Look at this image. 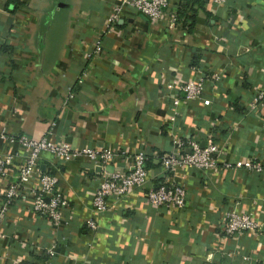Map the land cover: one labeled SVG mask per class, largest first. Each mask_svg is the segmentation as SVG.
Instances as JSON below:
<instances>
[{"label": "crops", "instance_id": "obj_1", "mask_svg": "<svg viewBox=\"0 0 264 264\" xmlns=\"http://www.w3.org/2000/svg\"><path fill=\"white\" fill-rule=\"evenodd\" d=\"M168 1L174 12L183 0ZM116 2L0 0V44H7L0 50V129L108 147L115 153L108 172L129 171L132 153L143 150L146 184L181 185L185 206L153 207L143 189H132L93 214L100 168L86 159L53 168L44 152L38 165L56 175L68 225L52 226L21 193L0 219V264H238L242 255L264 264V226L227 236L223 220L232 208L264 218V107H247L253 90L264 89V0L192 2L193 24L180 17L170 29L130 6L109 21ZM95 40L100 51L87 58ZM202 72L220 75L205 85L209 103H180L173 115L170 95L179 93L162 85ZM175 138L222 147L216 168L162 172L159 158ZM5 148L0 143V153ZM226 160L230 166L222 167ZM247 161L263 166L251 170ZM13 171L0 179V191Z\"/></svg>", "mask_w": 264, "mask_h": 264}, {"label": "built area", "instance_id": "obj_2", "mask_svg": "<svg viewBox=\"0 0 264 264\" xmlns=\"http://www.w3.org/2000/svg\"><path fill=\"white\" fill-rule=\"evenodd\" d=\"M213 6H225V0H207ZM124 6H130L136 12L144 15L151 21L170 29L176 22L174 12L168 11V0H117L112 6L109 21L116 20L123 13ZM167 11V12H166ZM100 51V42L95 40L91 50L85 53L87 58L97 55ZM220 75L213 73L206 77L198 73L187 80H179L177 77L170 79L162 85L167 92H177L179 96L170 95L172 114L177 113V106L180 103L198 102L207 105L209 99L205 96L204 89L209 79L218 80ZM71 97V94L68 95ZM247 107L256 109L264 107V89L258 87L253 90ZM173 115L170 119H173ZM0 143L6 146L0 153V179L7 177L11 169V179L1 189L0 219L4 217L10 203L21 193L30 195V210L48 218L51 225L58 227L68 225L63 220L61 210L66 207V199L56 190L57 178L54 173L40 169L38 159L42 153H48L53 160V168L58 163H65L72 160L86 159L100 168L101 174L97 186L91 195L90 204L93 214L101 213L106 208L108 199L113 201L124 198L132 189H143L146 202L153 207H167L170 209H182L185 206L184 188L172 183L169 185L159 183L155 186L146 184V168L144 163L147 156L143 150H136L131 155V169L129 171H106L105 165L115 157V153L108 147H72L68 142H54L45 136L31 138L22 133H8L0 129ZM223 153L211 140H207L202 146L196 140L175 138L172 141L171 149L162 154L159 158L161 171L172 173L176 169H195L198 171L214 170L218 156ZM17 159V161H14ZM240 165V160L234 161ZM222 167L230 166V161H221ZM248 169L259 171L262 164L259 162L247 161L244 163ZM225 235H234L242 232L254 233L262 225L264 218L257 219L249 213L239 212L232 208L224 212ZM85 225L89 229L96 227L95 221L88 218ZM49 253V252H48ZM238 264H247L249 257L242 255ZM37 264H49L47 259Z\"/></svg>", "mask_w": 264, "mask_h": 264}, {"label": "trees", "instance_id": "obj_3", "mask_svg": "<svg viewBox=\"0 0 264 264\" xmlns=\"http://www.w3.org/2000/svg\"><path fill=\"white\" fill-rule=\"evenodd\" d=\"M225 1H226L225 6H227L228 0H225ZM192 2H197V1L196 0H194V1L193 0L179 1L178 5L176 6L175 11H174L176 20H178V19H180V17H182L184 19L183 21L187 22L188 27H190L193 24V20H194L193 18H194L195 9H194V7L191 6ZM197 3H199V4H197L198 6L202 5V2H200V0ZM6 45H7L6 43H1L0 44V50H1V48H4V46H6ZM190 66H191V64H190Z\"/></svg>", "mask_w": 264, "mask_h": 264}, {"label": "water", "instance_id": "obj_4", "mask_svg": "<svg viewBox=\"0 0 264 264\" xmlns=\"http://www.w3.org/2000/svg\"><path fill=\"white\" fill-rule=\"evenodd\" d=\"M200 146H202V145H200Z\"/></svg>", "mask_w": 264, "mask_h": 264}]
</instances>
